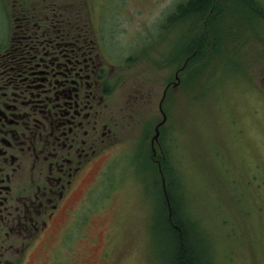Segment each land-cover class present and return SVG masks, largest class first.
Here are the masks:
<instances>
[{"label":"rangeland","instance_id":"374dc122","mask_svg":"<svg viewBox=\"0 0 264 264\" xmlns=\"http://www.w3.org/2000/svg\"><path fill=\"white\" fill-rule=\"evenodd\" d=\"M186 1L75 0L84 13L101 11L127 54L149 32L158 36L144 56L156 63L157 102L168 80L177 84L164 101L170 134L161 140L164 176L140 128L127 130L107 174L94 168L88 175L92 203L77 232V264H169L168 240L158 229V185L167 174L203 226L202 243L213 248L215 264H264V0L223 2L214 26L216 51L187 63L175 77L195 24L206 26L191 17L170 18ZM57 237L58 230L47 244L55 245ZM36 255L42 263L45 256Z\"/></svg>","mask_w":264,"mask_h":264},{"label":"flooded vegetation","instance_id":"af4514ba","mask_svg":"<svg viewBox=\"0 0 264 264\" xmlns=\"http://www.w3.org/2000/svg\"><path fill=\"white\" fill-rule=\"evenodd\" d=\"M0 12V264H77L88 175L107 174L131 128L163 162L164 101L177 84L168 80L157 102L156 63L144 56L158 36L127 54L101 11L84 13L75 0H0Z\"/></svg>","mask_w":264,"mask_h":264},{"label":"trees","instance_id":"16d2710c","mask_svg":"<svg viewBox=\"0 0 264 264\" xmlns=\"http://www.w3.org/2000/svg\"><path fill=\"white\" fill-rule=\"evenodd\" d=\"M225 1L227 0H187L175 9L174 20L191 17L197 23L203 20L206 22L203 29H198V25L195 24V34L190 37L181 51L182 57L188 58V65L204 56L209 50L216 51L218 38L217 36L215 38L214 26L222 11L221 4ZM245 1L247 0H244V3ZM247 2L246 5H249L253 0ZM253 10L260 13L257 7ZM158 166L160 171V163ZM167 178L165 179L167 196L163 186L161 188L158 185L163 202V214L158 221V229L168 240L171 258L169 264H215L213 248L202 243L205 237L203 226L189 213L188 205L183 202L182 193L178 192L177 183L173 184L170 174H167Z\"/></svg>","mask_w":264,"mask_h":264},{"label":"water","instance_id":"95a60500","mask_svg":"<svg viewBox=\"0 0 264 264\" xmlns=\"http://www.w3.org/2000/svg\"><path fill=\"white\" fill-rule=\"evenodd\" d=\"M176 76H177V75H176ZM165 119H166V116H165V114H164V118H163V120H162L161 122H159V123H158V126L156 127V133H155V135L153 136V141L159 139V135H160V132H159V126H160L161 124H163V122L165 121ZM153 149H154V148H153ZM163 189H164L165 194L167 195L165 179H163Z\"/></svg>","mask_w":264,"mask_h":264}]
</instances>
